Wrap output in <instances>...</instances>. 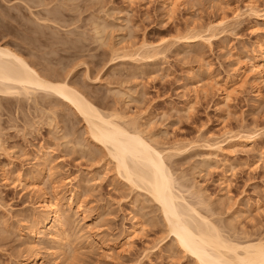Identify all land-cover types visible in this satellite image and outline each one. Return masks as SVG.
I'll list each match as a JSON object with an SVG mask.
<instances>
[{
  "label": "rangeland",
  "instance_id": "1",
  "mask_svg": "<svg viewBox=\"0 0 264 264\" xmlns=\"http://www.w3.org/2000/svg\"><path fill=\"white\" fill-rule=\"evenodd\" d=\"M250 2L264 13V0H189L174 12L166 0H0V42L40 72L67 75L103 111L136 119L161 146L185 144L168 161L186 199H200L202 213L241 237L264 238V83L257 95L247 72L237 77L248 51L264 42V20L245 11ZM235 8L245 12L239 20ZM223 17L210 43L182 46L175 38ZM24 34L38 39L27 43ZM143 40L156 47L153 57L120 56ZM225 79L238 87L228 100L216 84ZM44 95L0 97V264L25 254L30 216L41 214L37 190L50 196L54 180L73 198L57 253L47 234L37 238L44 264H194L166 237L158 204L117 175L80 114ZM248 129L260 132L250 146L217 153L207 146ZM136 223L143 229L127 240Z\"/></svg>",
  "mask_w": 264,
  "mask_h": 264
},
{
  "label": "bare ground",
  "instance_id": "2",
  "mask_svg": "<svg viewBox=\"0 0 264 264\" xmlns=\"http://www.w3.org/2000/svg\"><path fill=\"white\" fill-rule=\"evenodd\" d=\"M30 1L33 2V0ZM39 1L41 0H34V2ZM187 1L189 0H166L170 12H174L178 5ZM245 8L248 15L251 14L256 19L264 20V13H260L254 3H248ZM56 14L58 13L53 14V19H59ZM244 14L245 12H240L239 9L235 8L232 19L239 20ZM9 16L7 17L9 18ZM1 17L3 18L4 15ZM61 17L63 18V16ZM47 19L50 20V18ZM225 21L223 17L219 21L209 22L206 26L190 28V30L183 31L184 33H179L175 38L181 42L182 46H189L198 42L210 43L211 39L216 36L214 30ZM97 31L99 32V30ZM24 36L26 35L24 34ZM33 38L36 39L37 37L35 38L34 35L30 38L27 37L29 39L27 43H32ZM135 46L129 49L121 48L125 49L121 53L123 55L120 56L151 58L156 54L154 52L156 47L146 40ZM257 47L258 52H255L254 49L248 51L247 68H241L237 77L241 79L242 74L247 72L246 75L251 76L252 85L258 95L260 94V86L264 83V42H259ZM15 49L0 42V97L27 96L29 98L32 94L42 92L45 95L55 96L74 108L84 120L92 141L106 151V155L115 166L117 175L129 185L145 190L158 204L168 233L166 237L172 236L176 246L187 256H190L194 264H264L263 237L248 238L247 234L244 238L241 237L237 230L232 231L234 228L228 225L230 223L224 225L220 221V223L222 222L220 224L218 220L211 219L209 215L202 213L197 208L196 205L202 203L199 199L200 195L196 202H190L184 196L180 188L185 185L179 183L180 181L178 182L168 160L177 153L185 151V144L176 142L168 147L161 146L157 142L155 134H147L136 119H129L115 110L103 111L89 100L85 93L77 89L66 78L67 75L65 77L64 75L49 74L51 71L40 72L35 67L34 62L25 59L22 52ZM113 52L115 51L113 50ZM216 84L221 86L219 90L227 100L238 88L235 84L232 85L233 87L226 86L228 84L226 79L224 83L217 81ZM205 90L207 91V89ZM258 131V129H248L233 133L229 130L226 132L229 134L225 139L218 141L212 138L207 146L213 151L212 153L225 151L229 148L250 146L258 139L260 134ZM51 169L52 167H50ZM52 174L53 172H50V175ZM41 176H43V167L37 169V174L32 176V181L28 183V186L37 188L34 181ZM60 182L61 180L53 181V193L50 196L38 188L37 191H39L41 198L37 207L41 214L30 216V223L27 226L30 235L28 247L16 264H44L40 247L37 244V238L42 234H47L50 241L57 246L54 250L56 253L66 239L65 221L67 218L64 214V207L71 205L73 194L66 198L61 195L59 192L60 184H58ZM141 225L140 223L132 225L126 235L127 240L132 238V234L134 235L135 232L143 229H141ZM231 228L233 229L231 230Z\"/></svg>",
  "mask_w": 264,
  "mask_h": 264
}]
</instances>
